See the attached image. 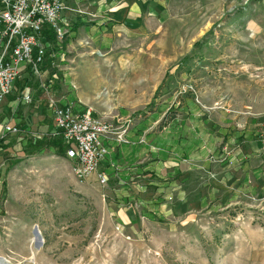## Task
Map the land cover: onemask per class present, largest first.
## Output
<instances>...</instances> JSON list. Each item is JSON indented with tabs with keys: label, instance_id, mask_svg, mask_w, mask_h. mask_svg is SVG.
<instances>
[{
	"label": "rangeland",
	"instance_id": "rangeland-1",
	"mask_svg": "<svg viewBox=\"0 0 264 264\" xmlns=\"http://www.w3.org/2000/svg\"><path fill=\"white\" fill-rule=\"evenodd\" d=\"M159 2L165 19L156 29L121 36L107 54L89 49L91 60L78 63L94 72L90 86L83 72L77 81L103 108L94 111L95 118L120 131L111 120L115 111L143 104L153 93L159 99L163 93L175 92L176 106L189 100L208 111L223 110L244 128L260 127L264 121V0ZM66 31L63 40L45 41L47 52L50 48L46 57L59 51L69 66L70 30ZM50 100L60 105L55 97ZM48 106L53 113L49 102ZM92 108L87 110L93 112ZM3 126L0 258L9 264H264V203L244 201L191 215L140 217L122 223L108 206L109 177L101 166L81 180L74 160L57 148L65 145L63 139L24 142L23 130L21 136L7 138ZM107 156L108 150L105 160ZM100 174L106 175L105 184Z\"/></svg>",
	"mask_w": 264,
	"mask_h": 264
},
{
	"label": "crops",
	"instance_id": "crops-1",
	"mask_svg": "<svg viewBox=\"0 0 264 264\" xmlns=\"http://www.w3.org/2000/svg\"><path fill=\"white\" fill-rule=\"evenodd\" d=\"M64 4L59 24L70 30L66 41L72 64L68 66L65 54L57 51L45 58L40 76L30 68L24 70L12 93L0 103V125L23 130L24 142L61 138L48 106L50 98L61 106H74L77 112L91 106L98 117L103 108L77 81L83 72L90 86L94 72L78 63L89 62L92 52L107 54L121 36L154 30L165 19L159 0H64ZM31 84L33 103L28 105L21 94ZM154 94L111 117L115 127L126 130L125 142L100 137L108 150L100 168L109 177L106 198L119 222L191 215L244 201L264 203V121L258 128H244L223 110L208 111L189 100L179 107L175 92L163 93L159 99Z\"/></svg>",
	"mask_w": 264,
	"mask_h": 264
},
{
	"label": "built area",
	"instance_id": "built-area-1",
	"mask_svg": "<svg viewBox=\"0 0 264 264\" xmlns=\"http://www.w3.org/2000/svg\"><path fill=\"white\" fill-rule=\"evenodd\" d=\"M65 9L64 0H0V103L12 93L24 70L30 68L34 76H40L47 54L44 28H51L56 39L63 40L67 31L59 19ZM21 100L33 102L29 88H25ZM49 105L54 126L68 147L66 154L75 162V174L81 180L87 179L99 170L107 154L100 137L112 135L122 141L126 130L113 129L90 110L77 112L72 105H57L53 100ZM2 129L14 136L23 134L10 125ZM100 178L103 184L107 182L105 174Z\"/></svg>",
	"mask_w": 264,
	"mask_h": 264
},
{
	"label": "trees",
	"instance_id": "trees-1",
	"mask_svg": "<svg viewBox=\"0 0 264 264\" xmlns=\"http://www.w3.org/2000/svg\"><path fill=\"white\" fill-rule=\"evenodd\" d=\"M42 36L44 38V41H47L48 43L49 42L50 43H54L55 42L56 35H55L54 31L51 28L47 27V26L44 28ZM60 140L62 141V137L60 138ZM53 146L57 147L58 145L56 146V143H55V145L53 144ZM63 146L67 147L66 145L62 144V145H59V147H57V148H59L60 151L66 152V149Z\"/></svg>",
	"mask_w": 264,
	"mask_h": 264
},
{
	"label": "bare ground",
	"instance_id": "bare-ground-1",
	"mask_svg": "<svg viewBox=\"0 0 264 264\" xmlns=\"http://www.w3.org/2000/svg\"><path fill=\"white\" fill-rule=\"evenodd\" d=\"M0 264H9V262L4 258H0Z\"/></svg>",
	"mask_w": 264,
	"mask_h": 264
},
{
	"label": "water",
	"instance_id": "water-1",
	"mask_svg": "<svg viewBox=\"0 0 264 264\" xmlns=\"http://www.w3.org/2000/svg\"><path fill=\"white\" fill-rule=\"evenodd\" d=\"M36 236L39 237V233H38V231H36Z\"/></svg>",
	"mask_w": 264,
	"mask_h": 264
}]
</instances>
